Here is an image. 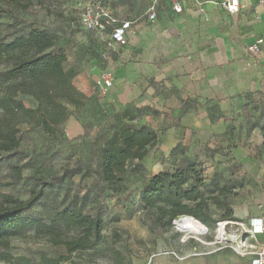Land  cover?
Returning a JSON list of instances; mask_svg holds the SVG:
<instances>
[{"label": "rangeland", "instance_id": "rangeland-1", "mask_svg": "<svg viewBox=\"0 0 264 264\" xmlns=\"http://www.w3.org/2000/svg\"><path fill=\"white\" fill-rule=\"evenodd\" d=\"M9 1L12 3L0 0V39L12 37L20 25L17 18L26 28L32 24L49 28L58 35L59 46L67 52V67H74L78 72L75 85L83 86L84 82L89 81L95 87L98 76L93 80L92 74L88 76L87 72L93 66V59L105 62L104 56L94 46L92 35L81 29L83 27H70L72 18L80 17V13L93 0H18L19 5L30 2L28 8L16 7L14 0ZM105 1L120 19L135 16L149 18L150 8L154 4L158 11L166 8V0H156V3L155 0ZM108 36V32L97 35L104 46L103 50L106 49L104 40ZM5 67L0 61V70ZM94 90L98 91L96 88ZM97 93L101 94L99 91ZM71 110V117L54 135L47 134L41 128L22 124L19 149L0 155V203L4 199L2 195L9 194L25 201L42 188L44 194L26 214L39 217L48 224L49 218L63 208L70 198L86 193L89 201L85 211L92 214L100 211L104 215L103 240L93 248L74 253L71 259L61 264H148L153 254L172 253L179 257L214 251L219 246L233 250V239L226 241L218 238L219 223L228 222L224 228L228 235L242 232L249 217L240 212L258 210L259 203L264 207V106L257 103L251 106L254 119L250 142L246 140L244 144L241 143L244 130L237 127L228 129L227 133L231 136L227 143L212 137L205 128L202 138L195 139L188 146L190 149L184 147L182 153L165 151L159 140L143 160L130 161L123 180L116 183L104 182L96 172L100 149L113 127L117 128L122 123L133 127L146 125L145 116L150 114L149 111L145 112L144 109V113H127L122 110L111 115L100 114L88 120L87 127L82 128L75 120L82 113L77 108L72 107ZM247 130L248 127L245 129L246 135ZM157 131L160 139L165 129L159 128ZM238 148L243 152L241 156L249 152L250 158L246 157L240 163L234 161V152ZM186 151L192 159L201 162L207 196L216 192V186L228 188L221 199L226 198L233 215L225 217V211L211 200L210 223L207 225L197 219L207 227L205 234L186 233L174 224L168 229L157 227L154 224L156 210L143 207L141 202V193L152 176L183 165V157L188 155ZM238 165L239 169L235 170ZM243 166L247 168L246 171L241 170ZM15 167H21V171ZM237 172L240 174L235 177ZM46 182H51L53 186H45ZM216 182L218 184L215 186ZM64 231L70 238L74 234L66 229ZM64 253V246L53 243L34 228H28L11 237L8 246L0 243V264H13L4 260L3 256L7 254L13 255L16 264L19 263L16 259L21 256L30 258L32 264H43L41 255L58 257Z\"/></svg>", "mask_w": 264, "mask_h": 264}, {"label": "crops", "instance_id": "crops-1", "mask_svg": "<svg viewBox=\"0 0 264 264\" xmlns=\"http://www.w3.org/2000/svg\"><path fill=\"white\" fill-rule=\"evenodd\" d=\"M179 1L181 13L174 10L172 0H166V8L159 11L154 4L153 20L150 15L124 18L132 22L127 43L117 47L109 61L105 57V62L91 61L87 72L91 79L108 68L114 80L104 95L89 81L77 86L87 95L78 108L82 116L75 117L82 128L100 114L126 109L144 113L146 109L150 113L146 123L156 131L165 129L159 139L165 151L182 153L202 138L205 128L221 143L229 142L228 129L236 127L244 130L241 143L252 140L251 106H264V3L241 0V10L231 14L225 8L227 0ZM259 39L260 51H250ZM240 153V148L234 152L238 163L250 156ZM257 207L240 212L249 217L246 226L255 218L264 224V207L261 203ZM252 260V255L243 257L219 246L179 257L153 254L148 264H252Z\"/></svg>", "mask_w": 264, "mask_h": 264}, {"label": "trees", "instance_id": "trees-1", "mask_svg": "<svg viewBox=\"0 0 264 264\" xmlns=\"http://www.w3.org/2000/svg\"><path fill=\"white\" fill-rule=\"evenodd\" d=\"M14 1L17 3V6L14 4L16 7L28 8L30 4L19 5L18 0ZM93 1H100L110 8L105 0ZM79 18H72L71 28L81 26ZM17 22L20 25L12 37L0 39V61L6 66L0 70L2 156L19 149L22 124L41 128L47 134L54 135L71 116V108H80L87 99V95L74 83L78 72L74 67H67L68 55L59 46L58 35L37 24L26 28L22 20L17 18ZM81 29L92 35L94 46L103 55L104 46L99 42L96 31ZM106 32L109 33V30ZM125 111L134 112L129 109ZM111 131L96 159V172L104 182L116 183L123 180L130 161L143 160L149 150L157 145L159 133L149 125L133 127L125 123L117 128L113 127ZM183 158V165L154 174L141 193L143 207L156 210L154 224L168 229L175 220L187 215L208 225L212 220L211 200L225 211V217H231L232 208L226 198L221 199L228 188L216 186V182V192L207 196V183L202 175L201 162L190 156ZM15 169L21 171V167ZM44 185L53 186L51 182ZM43 194L44 189L40 188L25 201L17 200L9 194L2 195L1 244L8 246L11 237L19 235L25 229L34 228L53 243L65 248V253L58 257L41 255V262L61 264L71 259L74 253L93 248L103 240L104 215L100 211L93 214L85 211L89 201L86 193L70 198L63 208L49 218L48 224L39 217L26 214ZM64 229L74 233L71 238L65 234ZM3 258L16 264L11 254L4 255ZM16 260L18 264H32V260L24 256Z\"/></svg>", "mask_w": 264, "mask_h": 264}, {"label": "built area", "instance_id": "built-area-1", "mask_svg": "<svg viewBox=\"0 0 264 264\" xmlns=\"http://www.w3.org/2000/svg\"><path fill=\"white\" fill-rule=\"evenodd\" d=\"M172 2L174 10L181 13L183 11L182 3L179 0H172ZM260 3H264V0H260ZM225 8L229 13L236 14L241 10V0H227ZM150 12V19H155L156 8L154 5L150 8ZM79 24L87 30L96 31L97 35L107 33L106 31L109 30V36L104 40L106 49L103 51V56L107 61L111 59L112 52L117 47L127 43V36L132 28L131 20L120 19L111 11V8L100 1H92L87 5L85 11L80 14ZM261 43L262 40L259 39L249 47V50L253 52L260 51ZM113 80L112 71L108 68L104 69L95 81L96 90L101 94H106L113 86ZM259 219L255 218L252 220L251 225L246 227L241 223L240 225L243 226L242 232L237 231L224 238L226 241H228V238L234 240L233 249L241 256L252 255V264H264V238L262 240L259 238V234L264 236V224ZM227 223L226 221L220 222L219 227L223 225L225 228Z\"/></svg>", "mask_w": 264, "mask_h": 264}, {"label": "bare ground", "instance_id": "bare-ground-1", "mask_svg": "<svg viewBox=\"0 0 264 264\" xmlns=\"http://www.w3.org/2000/svg\"><path fill=\"white\" fill-rule=\"evenodd\" d=\"M175 226L179 230L190 234H205L207 232V227L202 222L187 215L177 219ZM226 237H229V235L225 232L224 226L221 225L219 228L218 238L224 239Z\"/></svg>", "mask_w": 264, "mask_h": 264}, {"label": "water", "instance_id": "water-1", "mask_svg": "<svg viewBox=\"0 0 264 264\" xmlns=\"http://www.w3.org/2000/svg\"><path fill=\"white\" fill-rule=\"evenodd\" d=\"M191 217H193V216H191ZM173 224H174V225L176 224V220L173 222Z\"/></svg>", "mask_w": 264, "mask_h": 264}]
</instances>
